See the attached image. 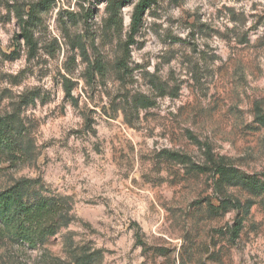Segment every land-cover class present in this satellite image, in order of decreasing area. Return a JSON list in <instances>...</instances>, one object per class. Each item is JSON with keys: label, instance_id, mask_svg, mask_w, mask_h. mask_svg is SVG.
<instances>
[{"label": "clouds", "instance_id": "clouds-1", "mask_svg": "<svg viewBox=\"0 0 264 264\" xmlns=\"http://www.w3.org/2000/svg\"><path fill=\"white\" fill-rule=\"evenodd\" d=\"M0 264H264V0H0Z\"/></svg>", "mask_w": 264, "mask_h": 264}]
</instances>
